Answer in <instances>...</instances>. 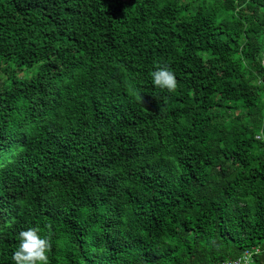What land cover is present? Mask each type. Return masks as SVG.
Listing matches in <instances>:
<instances>
[{"label": "trees", "instance_id": "16d2710c", "mask_svg": "<svg viewBox=\"0 0 264 264\" xmlns=\"http://www.w3.org/2000/svg\"><path fill=\"white\" fill-rule=\"evenodd\" d=\"M30 227L49 264L264 260V0H0V264Z\"/></svg>", "mask_w": 264, "mask_h": 264}, {"label": "clouds", "instance_id": "9594fccd", "mask_svg": "<svg viewBox=\"0 0 264 264\" xmlns=\"http://www.w3.org/2000/svg\"><path fill=\"white\" fill-rule=\"evenodd\" d=\"M154 88L172 92L176 88V78L167 66H158L150 72ZM18 246L12 254L13 264H49L47 253L51 247L49 239L34 227L18 233Z\"/></svg>", "mask_w": 264, "mask_h": 264}, {"label": "built area", "instance_id": "2783aa9c", "mask_svg": "<svg viewBox=\"0 0 264 264\" xmlns=\"http://www.w3.org/2000/svg\"><path fill=\"white\" fill-rule=\"evenodd\" d=\"M262 252L261 246H254L250 249H246L243 253L234 259H227L220 264H264V260L257 261V255Z\"/></svg>", "mask_w": 264, "mask_h": 264}]
</instances>
